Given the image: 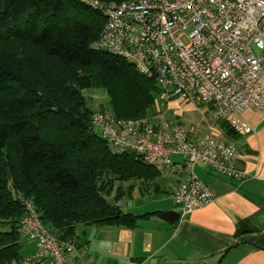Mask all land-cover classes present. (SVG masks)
Wrapping results in <instances>:
<instances>
[{
	"label": "trees",
	"instance_id": "obj_1",
	"mask_svg": "<svg viewBox=\"0 0 264 264\" xmlns=\"http://www.w3.org/2000/svg\"><path fill=\"white\" fill-rule=\"evenodd\" d=\"M103 23L77 0H0V264L20 260L17 192L43 226L72 243L77 225L131 227L158 213L123 212L115 184L137 180L159 193L154 181L164 171L116 150L91 123L84 91L100 89L107 105L98 111L127 120L151 115L160 93L154 77L90 46Z\"/></svg>",
	"mask_w": 264,
	"mask_h": 264
},
{
	"label": "built area",
	"instance_id": "obj_2",
	"mask_svg": "<svg viewBox=\"0 0 264 264\" xmlns=\"http://www.w3.org/2000/svg\"><path fill=\"white\" fill-rule=\"evenodd\" d=\"M77 1L104 18L90 46L154 77L160 88L156 101L208 105L216 121L237 136L255 132L245 112L264 120V0ZM91 123L116 150L141 155L162 171L173 167L182 172L183 181L172 193L179 217L213 200L195 173L197 164L229 180L242 182L248 176L232 164L235 142L222 128L201 137L162 111L144 120L95 111ZM15 197L23 209L18 232L35 245L26 262L76 264L74 244L43 226L29 198L20 192Z\"/></svg>",
	"mask_w": 264,
	"mask_h": 264
},
{
	"label": "crops",
	"instance_id": "obj_3",
	"mask_svg": "<svg viewBox=\"0 0 264 264\" xmlns=\"http://www.w3.org/2000/svg\"><path fill=\"white\" fill-rule=\"evenodd\" d=\"M172 103L176 110L167 106L173 111L171 118L199 135L197 125L204 119L196 122L197 107L175 100L167 104ZM246 119L255 132L235 135L231 156L232 164L247 172L245 180L225 179L197 164L195 173L211 189L213 200L172 221L158 214L178 213L172 193L183 181L181 171L173 167L164 171L154 181L159 193L141 181L125 182L121 190L132 202L118 200L123 212L158 213L138 218L131 227L77 225L72 252L76 264H264V120L254 113ZM214 120L215 116L209 120L210 127ZM34 250L35 246L30 255Z\"/></svg>",
	"mask_w": 264,
	"mask_h": 264
},
{
	"label": "rangeland",
	"instance_id": "obj_4",
	"mask_svg": "<svg viewBox=\"0 0 264 264\" xmlns=\"http://www.w3.org/2000/svg\"><path fill=\"white\" fill-rule=\"evenodd\" d=\"M182 41L184 43H186L185 38H182ZM83 95L85 96L86 102L89 105V107L94 110V111H98L100 109V107H105L107 105V97L105 96V94L100 90V89H91L89 91H84ZM168 103V102H167ZM165 102H160V101H155V105L154 107H152L150 109V114L149 117H155L157 111H161L164 114V117L168 118V117H172L173 115V111L176 110V107L173 106L174 102L171 104H167ZM167 104V105H166ZM167 106L172 109L169 110L167 108ZM195 107V106H193ZM197 110H196V122L199 121L200 118H203L204 120L201 122H198L197 128H198V136L201 137H208L210 135V132H214V134H218V130L220 128L219 124L217 121L214 120L213 122V126H209L208 122H210L209 120L212 119V117L214 118V113L212 112V109L210 108V106L208 105H200V106H196ZM252 112L247 111L244 113V116H249ZM217 132V133H215ZM112 146V145H111ZM125 182H121L120 186H123ZM117 186H119V184H115ZM126 192V191H125ZM120 200L122 201V203H129L132 202V200H130V198L128 196H126L124 194V192H122V194L119 196ZM108 199L112 202L114 200L113 197H108ZM125 211V209H123ZM1 230H7V228H1ZM19 245H20V260L18 262H15L13 264H28L26 262V258L30 255L32 248L34 245V243L28 241L26 238L24 237H20L19 239Z\"/></svg>",
	"mask_w": 264,
	"mask_h": 264
},
{
	"label": "water",
	"instance_id": "obj_5",
	"mask_svg": "<svg viewBox=\"0 0 264 264\" xmlns=\"http://www.w3.org/2000/svg\"><path fill=\"white\" fill-rule=\"evenodd\" d=\"M158 217L167 221H172L174 219L179 218V213H177L176 211H165L159 213Z\"/></svg>",
	"mask_w": 264,
	"mask_h": 264
}]
</instances>
